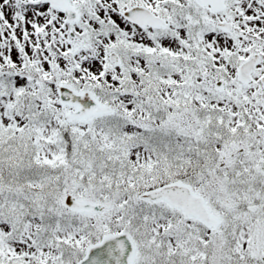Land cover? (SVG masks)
Listing matches in <instances>:
<instances>
[{
    "label": "snow or ice",
    "instance_id": "obj_1",
    "mask_svg": "<svg viewBox=\"0 0 264 264\" xmlns=\"http://www.w3.org/2000/svg\"><path fill=\"white\" fill-rule=\"evenodd\" d=\"M0 264H264V0H0Z\"/></svg>",
    "mask_w": 264,
    "mask_h": 264
}]
</instances>
